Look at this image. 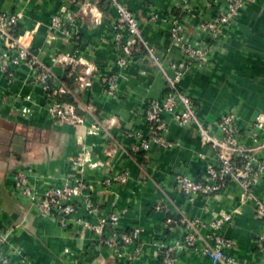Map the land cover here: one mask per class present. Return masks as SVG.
<instances>
[{"label":"crops","instance_id":"obj_1","mask_svg":"<svg viewBox=\"0 0 264 264\" xmlns=\"http://www.w3.org/2000/svg\"><path fill=\"white\" fill-rule=\"evenodd\" d=\"M91 1V7H82L81 0H0V13L21 12L15 31L37 66L49 69L55 81L66 75V67L75 71L81 112L76 125L52 121L28 64L15 68L11 77L0 74V227L18 224L10 242L32 264H158L153 243L156 239L168 242L179 231L166 221L196 219L205 226L228 215L217 230L200 232L209 236L206 244L218 235L230 241L223 252L236 264H260L264 221L254 208L257 202L264 204V149L254 154L263 169L250 192L244 194L239 182L229 179L218 194L189 201L176 190V178L200 179L204 164L215 158L192 130L169 124L165 139L170 148L150 145L137 153L132 148L138 136L148 137L142 109L161 98L168 66L179 58L167 39L171 20L164 18L172 15L189 44L213 47L210 66L189 68L177 84L178 91L192 99L205 124L232 114L242 145L251 147L254 133L264 140V127L258 131L254 124L257 115L264 123V0H245L244 8L214 43H204L206 38L198 31L199 24L214 14L212 0H121L136 19L140 37L153 50L161 72L134 45L128 47L130 66L121 70L115 65L124 56L113 38L116 13L109 5L102 13L99 0ZM60 11L73 17L66 25L67 29L71 25V37L48 28L50 18ZM127 41L123 33L121 43ZM105 76H112L116 85L110 97L99 82ZM79 79L91 81L84 87ZM84 159L88 164L81 170L77 164ZM89 164L94 167H85ZM22 170L30 171L28 183L39 192L62 180L80 178L90 188L82 190V195L97 209V218L115 216L121 233L139 230L123 251L130 254L136 248L141 255L132 262L115 260L101 244L109 233L104 228L96 234H80L72 220L96 223V217L84 214L83 197L77 198L71 220L60 223L38 217L13 193L11 176ZM121 172L127 175L126 181L113 182L112 177ZM10 264H20L19 259ZM176 264L211 263L179 252Z\"/></svg>","mask_w":264,"mask_h":264},{"label":"built area","instance_id":"obj_2","mask_svg":"<svg viewBox=\"0 0 264 264\" xmlns=\"http://www.w3.org/2000/svg\"><path fill=\"white\" fill-rule=\"evenodd\" d=\"M109 6L116 13L117 25L114 29H120V33L114 37V42L119 45L124 56L116 60L115 65L121 70L129 66L128 47L131 45L140 46L144 55L148 58L151 66L161 72L158 60L153 55V50L146 45L140 37L139 25L133 15L122 4L121 0H108ZM215 11L213 16L198 26V31L206 40L218 42L222 29L230 26L239 12L244 8L245 0H212ZM53 15L50 18L49 27L63 31L62 27L71 24L73 17L64 11ZM22 17L20 11L15 13H0V74L11 77L15 68L28 64L34 71V83H36L47 102L46 112L52 121H66L80 123L81 119L74 114L71 105L61 104L54 99V96L64 94L65 91L52 77L49 69L37 66L30 57L29 51L22 44L19 37L13 38V31L18 20ZM128 37V41L121 43L122 34ZM62 34V33H61ZM63 35V34H62ZM168 45L176 47L179 58L176 62L169 64V75H165V88L161 98L149 101L142 109V116L147 126L148 137L146 139L138 136L132 152H145L150 145L158 148H170L171 144L165 139L167 126L173 124L179 128L192 130L199 139L202 146L210 148L214 154V162L207 161L204 164V171L200 179H192L186 176L176 178V190L184 195L189 201L195 196L209 197L221 192L227 180L239 182L243 193L250 192L257 181L263 167L254 157L258 150L264 149V140H258L256 133L250 135L251 147L241 144L239 130L235 124L232 114H224L212 125L202 122L195 111L193 101L187 95L177 89V84L185 72L194 66H210V56L213 47L189 44L184 40L182 28L177 19L170 21L168 32ZM181 57V58H180ZM79 81H82L79 79ZM48 82L53 90L48 92ZM107 96L113 95L116 89L114 79L103 80ZM83 86H88L83 83ZM254 124L259 131L264 127L263 119L257 115ZM217 132V136L212 131ZM256 130V131H257ZM89 167H94L90 164ZM29 170L14 172L11 176L13 193L24 200L30 210L38 217L46 220H71L77 212V198L83 197V206L92 217L97 216V209L91 205L87 196L82 195L84 187L80 178L62 180L58 185L39 192L34 186L28 183ZM127 175L112 177V181L123 184ZM243 194V195H244ZM242 195V196H243ZM257 216L264 221V204L257 202L254 208ZM100 229L109 224L111 230L108 236L124 243L130 242L134 234L126 238L116 232L117 218H97ZM228 220L224 215L221 220H216L208 225H203L196 219H182L178 221H166V225L177 226V236L168 244H160L158 253L159 264H175L176 255L179 252H186L190 255L207 259L211 264H236V260L223 252L230 247V241L218 235H213L210 245L206 244L209 236H203L200 232L204 230H217L223 222ZM2 232V230H0ZM133 236V237H132ZM111 241V240H110ZM209 241V240H208ZM262 249L260 264H264V233L259 237Z\"/></svg>","mask_w":264,"mask_h":264},{"label":"rangeland","instance_id":"obj_3","mask_svg":"<svg viewBox=\"0 0 264 264\" xmlns=\"http://www.w3.org/2000/svg\"><path fill=\"white\" fill-rule=\"evenodd\" d=\"M81 1H83L82 7L83 6L84 7L90 6L91 7V4H93V3H91L92 2L91 0H81ZM83 14H84V12H83ZM153 18H154V16L152 17V19ZM91 19H92L93 23L98 24L97 21L95 20V18H91ZM152 19H150V20H152ZM172 19L176 20L177 18L175 17V15L169 16L168 18H164L165 21L172 20ZM116 21H117V17H116ZM66 25H69V24H66ZM66 25L64 27H62V30H63L62 32L58 31L57 29H53L52 32H58L60 34L62 33L67 38L71 37L72 32H73L71 29V25H70L69 29L66 28ZM116 25H117V23H115L112 26L113 27L112 29L114 31L113 38L115 37L116 34L120 33V29H116V30L114 29V27ZM48 28L51 29V27H48ZM117 46L119 47V49H121L119 45H117ZM121 51H122V49H121ZM128 56H129V66H130V64L132 62V57H131V52H129V50H128ZM111 78H112V76L99 77V82L103 85V80H107V79H111ZM90 81L91 80H82L81 82H82V84L87 83L89 85ZM84 87H87V86H84ZM55 122H57V121H55ZM57 123H70V124L76 125V123H72L69 120L58 121ZM83 161L84 162L77 164L79 169H81V170H83V164H88L86 162V159H84ZM89 165H87L85 167L89 168ZM117 175L123 176V175H125V173L121 172L120 174H116L115 176H117ZM118 184H120V183H118ZM82 185H83L84 189L88 188L83 183H82ZM88 189H90V188H88ZM84 214L88 217H92L91 215L88 214L87 210H85V209H84ZM109 216H111V215H109ZM89 220H91V219H89ZM53 221H56V219ZM59 221H60V223H62L61 220H59ZM71 222H73V224H75V226H77V227L79 226L78 228L80 230L79 231L80 234H83L86 231L96 234L100 230L99 224H96L97 220H96V223H94V224H92L89 221L86 222V221L80 220V219H75V220H72ZM63 224L65 225V223H63ZM17 226H18V224H13L10 227H8L7 229L0 227V230H2V232H0V264H10V261L16 257L19 259L20 264H32L28 259H26L24 257L22 258L21 250L18 247L13 246L12 243L10 242V238L12 236L13 230ZM172 226H174V225H172ZM116 232L118 233V235L119 234L126 235V238L129 237V234L130 235L134 234V238H132L130 242L124 243V242L119 241V240L114 241L113 238H111L110 236L107 235L101 242L102 246H104L107 250H109V252H111V256L115 260L125 259L127 262L135 261L141 255V252H142L141 250L134 248L130 254H124L123 250L125 249V246H127V245L133 243V241H135L137 235L139 234V230H132V231L127 232V233H121V232H118V230L116 229ZM172 240L173 239H171L167 242L165 240L156 239V241L153 243L154 255H155V258L157 259L158 264L160 263V257H159V253H158L159 245L160 244H168Z\"/></svg>","mask_w":264,"mask_h":264},{"label":"trees","instance_id":"obj_4","mask_svg":"<svg viewBox=\"0 0 264 264\" xmlns=\"http://www.w3.org/2000/svg\"><path fill=\"white\" fill-rule=\"evenodd\" d=\"M98 4V9L100 12L105 13L108 9V5H109V1L108 0H99L97 2ZM17 34L16 31H13V38H16ZM138 48L139 50H141L143 52V49L137 45L132 46V48ZM144 53V52H143ZM71 67H66L65 68V76L60 79V80H56L57 83L63 88V90L65 91L64 94L61 95H56L54 96V99L61 103V104H68L71 105L74 109V114L77 117H81V112L77 107V103H76V97H77V92H75L76 89V74L74 73L75 71L73 70L72 72H70ZM49 86H48V92H51L53 90V86L50 85V82H48ZM103 228L105 230H108V232H110L111 228L109 226V224H105L103 226Z\"/></svg>","mask_w":264,"mask_h":264}]
</instances>
